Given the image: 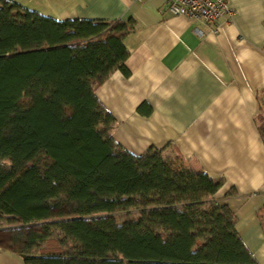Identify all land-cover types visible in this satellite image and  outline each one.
I'll list each match as a JSON object with an SVG mask.
<instances>
[{
	"label": "trees",
	"instance_id": "1",
	"mask_svg": "<svg viewBox=\"0 0 264 264\" xmlns=\"http://www.w3.org/2000/svg\"><path fill=\"white\" fill-rule=\"evenodd\" d=\"M127 31L0 0V220L30 225L25 264H257L217 202L220 180L179 154L122 151L108 133L95 92L125 71ZM256 121L264 140V112ZM61 199L75 215L43 220Z\"/></svg>",
	"mask_w": 264,
	"mask_h": 264
},
{
	"label": "crops",
	"instance_id": "2",
	"mask_svg": "<svg viewBox=\"0 0 264 264\" xmlns=\"http://www.w3.org/2000/svg\"><path fill=\"white\" fill-rule=\"evenodd\" d=\"M225 1L233 14L215 22L170 14L168 0L27 6L62 20L127 23L126 69L113 70L95 92L112 119L108 133L122 151L179 154L220 180L217 202L231 210L244 245L264 264V140L256 121L264 92V0ZM30 232L28 224L0 220V264H25L20 253Z\"/></svg>",
	"mask_w": 264,
	"mask_h": 264
},
{
	"label": "built area",
	"instance_id": "3",
	"mask_svg": "<svg viewBox=\"0 0 264 264\" xmlns=\"http://www.w3.org/2000/svg\"><path fill=\"white\" fill-rule=\"evenodd\" d=\"M167 10L170 14L184 15L202 22L228 20L233 14V9L225 0H168ZM195 30L201 32L198 28Z\"/></svg>",
	"mask_w": 264,
	"mask_h": 264
},
{
	"label": "rangeland",
	"instance_id": "4",
	"mask_svg": "<svg viewBox=\"0 0 264 264\" xmlns=\"http://www.w3.org/2000/svg\"><path fill=\"white\" fill-rule=\"evenodd\" d=\"M19 3L27 6L29 3V0H16ZM33 1L36 0H30L31 5L33 4ZM29 7V6H27ZM259 99H260V105L262 106V109L259 110V113L264 112V92H261L259 94ZM258 120V119H257ZM259 121V120H258ZM260 122V121H259ZM162 156L165 158L167 157H175V155L172 153L170 156L166 151L163 152L162 149H159ZM75 208H76V202L75 201H69L65 199H61L58 201L52 208L51 211L48 213V215L45 216L43 220L45 221H50L54 219H59V218H65V217H70L75 215ZM138 216V213L134 210L128 211V212H115L112 214H106V213H93L90 217H88V222L89 224L93 226H98L101 225L105 220L109 218H114L116 222L118 223H123L129 219L136 218ZM31 253L35 254L37 253V249L32 248Z\"/></svg>",
	"mask_w": 264,
	"mask_h": 264
}]
</instances>
